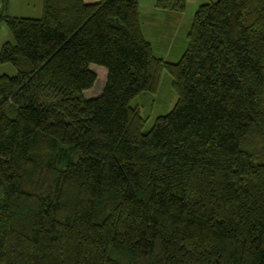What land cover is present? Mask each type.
I'll return each mask as SVG.
<instances>
[{
    "label": "trees",
    "instance_id": "trees-1",
    "mask_svg": "<svg viewBox=\"0 0 264 264\" xmlns=\"http://www.w3.org/2000/svg\"><path fill=\"white\" fill-rule=\"evenodd\" d=\"M2 21L0 264H264V0L200 5L175 63L139 0ZM164 72L176 101L145 130Z\"/></svg>",
    "mask_w": 264,
    "mask_h": 264
},
{
    "label": "rangeland",
    "instance_id": "rangeland-1",
    "mask_svg": "<svg viewBox=\"0 0 264 264\" xmlns=\"http://www.w3.org/2000/svg\"><path fill=\"white\" fill-rule=\"evenodd\" d=\"M42 1V2H41ZM87 3L99 0H85ZM216 0H185L186 8L183 13H173L156 9V0H139L140 27L144 38L151 44L155 56L165 61H179L187 46V33L198 7L204 3ZM41 4V5H40ZM17 17H41L43 0H0V11ZM9 15V14H8ZM10 16V15H9ZM5 42H13L12 34L6 24L0 23V49ZM98 80L95 86L85 92V96L97 95L104 83L105 69L92 64ZM16 69L9 63L0 64V75L14 76ZM176 96L171 87V78L163 73L159 89L154 94H141L133 102L140 113L146 118L145 130L154 123L156 117L165 115L172 109Z\"/></svg>",
    "mask_w": 264,
    "mask_h": 264
},
{
    "label": "crops",
    "instance_id": "crops-1",
    "mask_svg": "<svg viewBox=\"0 0 264 264\" xmlns=\"http://www.w3.org/2000/svg\"><path fill=\"white\" fill-rule=\"evenodd\" d=\"M41 2H42V1H41ZM84 2H86V1L84 0ZM86 3H87V2H86ZM40 5H41V4H40ZM9 10H10V5H8L6 11H7V15L9 14L10 16H12V15L9 13V12H10ZM13 17H17V16H13ZM23 18H34V17H23ZM35 18H39V17H35Z\"/></svg>",
    "mask_w": 264,
    "mask_h": 264
}]
</instances>
